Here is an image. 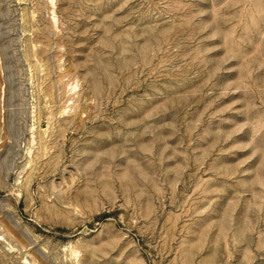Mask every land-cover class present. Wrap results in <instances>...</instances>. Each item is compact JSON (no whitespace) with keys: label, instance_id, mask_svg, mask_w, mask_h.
I'll return each mask as SVG.
<instances>
[{"label":"rangeland","instance_id":"rangeland-1","mask_svg":"<svg viewBox=\"0 0 264 264\" xmlns=\"http://www.w3.org/2000/svg\"><path fill=\"white\" fill-rule=\"evenodd\" d=\"M0 264H264V0H0Z\"/></svg>","mask_w":264,"mask_h":264}]
</instances>
